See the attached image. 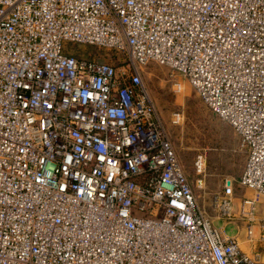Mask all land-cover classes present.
Returning <instances> with one entry per match:
<instances>
[{
    "label": "built area",
    "instance_id": "obj_1",
    "mask_svg": "<svg viewBox=\"0 0 264 264\" xmlns=\"http://www.w3.org/2000/svg\"><path fill=\"white\" fill-rule=\"evenodd\" d=\"M67 41L128 63L78 57ZM152 61L240 135L239 183L254 193L240 214L254 221L264 0H0V264H263L200 208L139 71ZM205 164L199 155L200 174ZM235 186L226 177L213 197L223 219L235 217Z\"/></svg>",
    "mask_w": 264,
    "mask_h": 264
},
{
    "label": "rangeland",
    "instance_id": "obj_2",
    "mask_svg": "<svg viewBox=\"0 0 264 264\" xmlns=\"http://www.w3.org/2000/svg\"><path fill=\"white\" fill-rule=\"evenodd\" d=\"M65 47L81 58L102 60L116 66L128 63L123 52L112 48L69 41L65 43ZM139 71L156 101L162 123L193 187L200 208L222 230L224 236L237 235L244 251L248 252L252 246L264 249L260 240L264 198L256 206L253 222L240 214L242 200L254 194L251 189L239 183L248 157L247 149L241 145L240 135L229 122L209 108L180 73L154 61L141 65ZM177 112L183 115L180 123L173 122V114ZM199 155H203L206 161L205 172L202 174L195 168ZM202 177H205L203 186L198 181ZM226 177L236 179L233 196L235 217L232 220L221 218L213 204V197L222 192ZM249 224H253L254 232L251 237L248 236Z\"/></svg>",
    "mask_w": 264,
    "mask_h": 264
},
{
    "label": "crops",
    "instance_id": "obj_3",
    "mask_svg": "<svg viewBox=\"0 0 264 264\" xmlns=\"http://www.w3.org/2000/svg\"><path fill=\"white\" fill-rule=\"evenodd\" d=\"M257 246H252L249 250H248V253L252 254L254 253L256 250H260V247L259 248H256ZM262 248H263V245H262ZM262 251V259H263V264H264V249L261 250Z\"/></svg>",
    "mask_w": 264,
    "mask_h": 264
}]
</instances>
